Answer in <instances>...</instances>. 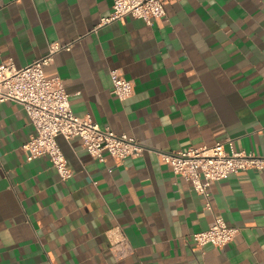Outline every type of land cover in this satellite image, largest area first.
Returning <instances> with one entry per match:
<instances>
[{
  "label": "crops",
  "instance_id": "1",
  "mask_svg": "<svg viewBox=\"0 0 264 264\" xmlns=\"http://www.w3.org/2000/svg\"><path fill=\"white\" fill-rule=\"evenodd\" d=\"M112 3L0 0V63L70 44L45 75L62 80L74 114L145 147L99 160L58 135L73 171L62 180L48 156L26 159L34 128L22 106L0 103V264H264V168L211 183L206 199L160 156L228 137L264 156V0H172L150 24L127 15L97 26ZM113 67L133 82L124 100L111 91ZM219 216L238 233L197 247L192 235ZM114 227L132 248L119 259Z\"/></svg>",
  "mask_w": 264,
  "mask_h": 264
},
{
  "label": "built area",
  "instance_id": "2",
  "mask_svg": "<svg viewBox=\"0 0 264 264\" xmlns=\"http://www.w3.org/2000/svg\"><path fill=\"white\" fill-rule=\"evenodd\" d=\"M172 0H113L111 12L100 18L97 26L131 15L150 24L165 15V5ZM70 44L49 42L46 54L23 66H16L12 58L0 63V103L14 101L25 111L34 133L21 145L26 159L46 155L62 180L72 176L66 158L56 140L58 135L66 140L79 137L88 153L103 160L104 153L115 160L135 158L145 150L135 137L124 132L116 133L101 127L89 115L73 113L69 94L59 77H47L44 66L53 61L54 54L69 49ZM112 92L124 100L134 91L132 80L120 68L109 70ZM162 160L175 174L187 180L193 190L209 198V185L230 173L264 168V156L235 150L231 138L217 141L210 146L188 147L175 152H160ZM209 207V203H206ZM110 248L114 258L127 256L132 248L126 235L119 228L109 232ZM238 233V227L229 225L221 216L215 217L206 229L195 232L192 238L197 247L212 244L223 247Z\"/></svg>",
  "mask_w": 264,
  "mask_h": 264
}]
</instances>
